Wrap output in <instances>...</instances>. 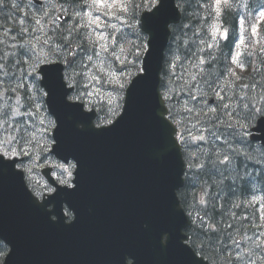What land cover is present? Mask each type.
<instances>
[{
	"label": "clouds",
	"instance_id": "obj_1",
	"mask_svg": "<svg viewBox=\"0 0 264 264\" xmlns=\"http://www.w3.org/2000/svg\"><path fill=\"white\" fill-rule=\"evenodd\" d=\"M188 0H172L173 7L176 9L177 15L179 11H182V5L187 3ZM5 3H10L14 12H21L24 9L16 2V0H0V8ZM165 3V0H130L126 7L120 9L119 5L105 4L102 7L98 5L97 0H82L81 4H77L75 7L79 9L83 4H87L91 11L102 12L105 16L115 15V11L119 10L122 14L127 15V19L122 27H126L130 31L124 35L125 47L117 46V51L109 52L108 48L101 44L100 52L96 55V60L101 63L105 62V54L107 53V60L110 61L112 56H116V59L121 64L126 65L127 75H123V83L117 80L116 83L120 84V87L116 89V94L105 98L106 103L101 106L94 103V98L91 94L81 91L77 84L74 74L63 73L61 67L57 69L60 75V80L64 84L65 89L73 90V86L76 85L77 96L73 97L70 92L66 95L67 102L82 106V111L93 115L92 125L96 129H101L106 126H112L117 122L118 118L122 116L125 111L127 97L130 88L134 81L137 80L142 74L147 75L146 58L149 56V42L153 41V33L145 29V16L146 14L155 15ZM43 6L41 7V18L49 16L52 10L64 11L67 13V9L60 7L55 3V0H43ZM147 6L150 10L144 14L143 27L137 24L136 16L141 10ZM180 6V7H178ZM209 9V15L212 14L211 10L213 4L209 3L206 6ZM224 7L230 11H235L238 15H242L247 22H253L259 17L264 16V0H227ZM24 8L28 10L27 14L32 15L33 19H37L33 14V0H27ZM90 12L75 11L74 16H79L84 20V27H89L88 18L91 15ZM58 15L49 16L48 23L55 24L59 27ZM117 22L120 21L121 15H115ZM92 21H97L93 19ZM95 24V23H93ZM171 20L166 24L167 41L162 50V62L165 57L168 56L167 44L169 39V28ZM19 32L12 34L9 27L4 25L3 31H0V128H7L9 134L4 136L0 140V162H14V170L23 173V180L26 187L30 190L31 194L37 199L38 202H43L47 196H52L51 186L47 181L41 180L39 185L34 180L33 172L37 168V160L35 157L40 153L50 155L52 163L50 164L48 174L51 178L52 184H55L59 189L66 186L69 189L75 188L74 180L76 179V173L78 170V161L72 157H63L55 151V147L58 144V140L55 136V132L59 126V119L57 115L51 110L50 104V90L48 89L45 81L48 75V67H45L44 71L40 70V65L48 64L49 66L59 65L52 64V57H58L62 62L67 59L69 55H74L72 52H68L63 49L62 45L55 43L52 38L45 39L47 32L45 31V25H42L39 20L33 27V32L28 33L30 25L25 24L23 19L18 20ZM106 27L116 28V24H108ZM71 30L76 32L77 29L68 25L64 31ZM27 33V35H25ZM71 34V33H70ZM87 35V33H85ZM134 36V39L131 38ZM64 42L72 47L73 44L68 40V37H63ZM187 41H185L186 43ZM152 47V43H151ZM22 51V55L20 52ZM264 51V48L261 49ZM252 56L250 62L251 70L244 69L238 75H235V80L223 79L221 83L227 88L228 95H236L239 93V101L233 102V108L231 111H237V116L232 117L230 112H224L225 119L222 123L226 126V138L223 144H218L220 136L216 132L205 138L207 144L205 146L198 147L196 151L190 149L191 137L190 133H186L183 137L178 138L176 136V127L183 126L185 129L190 123L188 117L199 123L201 120L210 119L208 113L210 107H206V98L209 95H215V89L212 88L210 92L204 91L203 88H191L190 81L196 80L195 75L189 74L188 77L183 78V82L180 83L177 80H170L165 90L162 92L161 83L158 77L157 97L158 104L160 105V114L162 119L166 122V126L169 129L170 136L174 142L173 146L178 149L179 155L183 164V170L180 177L181 183L175 190V196L177 189L185 184H195L196 191L192 193V201L178 199V208L184 213L186 218V224L181 229V234L185 237V228L189 227V217L192 216V209L198 208L201 212H206L208 209L218 206V201L223 200L228 194L229 187L240 188L244 185L247 186L249 191L258 195V201L264 203V142H255L251 139L250 129L257 121L260 122L264 117V73L260 74V78L257 83H248L247 81L254 80V72H258V65L264 64V56H261L257 52H250ZM132 57V58H129ZM88 60H93L92 55L87 56ZM176 60H179V56H175ZM23 63L26 65L24 71L28 73H35L33 81H29L27 77L21 80L24 75V71L17 68V64ZM60 66V65H59ZM95 66V65H94ZM111 67L112 65L109 64ZM230 69V66H229ZM103 71V68L100 69ZM142 73V74H141ZM228 76H233L231 70H228ZM235 81H242V87L247 91L241 92L239 89L233 92L236 88ZM207 83V81H205ZM28 85L25 88V85ZM211 88V85H209ZM185 92L187 93V99L177 105L173 102V95ZM14 94V95H10ZM201 97V99H197ZM43 105L46 112H50V116L47 117V123L45 125L44 133L41 134V139L44 143L40 149V153H37L35 149H30L33 158L26 164V170H21L17 166V161L11 157L18 154H24V150L21 149L20 153L14 151V149L21 143L17 139L16 130L12 128V124L20 117H27L35 115L39 117L40 113L37 109ZM29 108L30 111H24L25 108ZM228 105H223V108H227ZM96 108V111H93ZM187 113V115H184ZM177 116L180 119H177ZM28 123V121H25ZM43 124L44 122L41 121ZM81 128L83 124L79 125ZM35 127V123H33ZM195 127V125H193ZM215 128V125H210ZM260 131H264L261 130ZM36 137L31 133H28L24 142L31 145ZM39 143V141H36ZM193 157L197 158L198 163L193 165L191 160ZM58 158V159H57ZM61 161H67L66 167ZM186 161L189 163V169L196 168V172L186 171ZM57 193V192H56ZM55 193V194H56ZM249 204L252 201H248ZM55 207L54 204H50ZM49 207V210L52 208ZM68 209V211H66ZM64 214L67 217V223H71L76 219V214L67 203L63 205ZM186 212L189 213L186 216ZM53 220H56L55 215L52 216ZM195 227L192 229V237L190 242L186 239H182V244L185 245L190 253L193 255V264H205V257L208 264H264V230H261L259 224L254 221L253 226L260 232L257 236L256 232H250L248 226L241 225L243 234L237 231L235 234L227 233L226 229L222 230L219 226L215 229L211 223H206L204 220L193 219ZM238 221H233L237 223ZM212 231L220 233L221 237L227 239L232 244L231 254L227 253L224 249L226 245L221 240L210 242L208 234ZM169 239L168 234L163 236V243H167ZM241 242H243L241 244ZM12 246L4 239L0 238V264H8V258L12 252ZM125 264H136L133 257H126Z\"/></svg>",
	"mask_w": 264,
	"mask_h": 264
},
{
	"label": "water",
	"instance_id": "obj_2",
	"mask_svg": "<svg viewBox=\"0 0 264 264\" xmlns=\"http://www.w3.org/2000/svg\"><path fill=\"white\" fill-rule=\"evenodd\" d=\"M179 19L172 0H165L155 15L146 14L145 29L153 33L147 73L160 70L166 24ZM138 78L122 116L112 126L96 129L92 114L66 101L70 89L59 72L48 71L45 83L59 119L54 150L78 161L76 187L59 188L38 202L23 173L14 170L15 161L0 162V236L13 249L8 264H125L126 257L136 264H193L182 244L186 218L175 196L183 164L160 114L158 76ZM260 129L264 117L254 127L259 133L252 135L264 142ZM64 203L76 214L71 223ZM50 204L55 205L51 210Z\"/></svg>",
	"mask_w": 264,
	"mask_h": 264
},
{
	"label": "trees",
	"instance_id": "obj_3",
	"mask_svg": "<svg viewBox=\"0 0 264 264\" xmlns=\"http://www.w3.org/2000/svg\"><path fill=\"white\" fill-rule=\"evenodd\" d=\"M61 3L66 7L67 12H71V15L76 11V5L81 4L82 0H60ZM121 3L124 4V7L130 2V0H120ZM209 3L213 4V0H188L187 3L182 5L183 12V20L181 24L177 25L173 29V36L171 39V44L167 50L168 59L171 58V54L177 55L180 57L179 60H175L173 62V66L180 73L184 67V64H187L189 67H193V72L196 76V80L190 81L191 88H203L204 91L210 92L212 88L215 89L216 96L218 97L216 104L214 106L208 105L206 98V107L205 111L207 112V108L217 109L216 112H209L208 117L210 119L201 120L199 123H196L195 120L189 116L188 119L190 123H188L187 129L183 126H180V134L184 136L186 133H190L191 137L204 135L208 137L212 134V132H216L217 135L220 136V140L217 141L218 144H223L224 139L226 138V126L222 123L225 119L223 113L230 112L232 117L237 116V111H231L233 108V102L239 101L240 95L237 93L236 95H228L227 88L221 83L223 79L235 80V75L229 77L228 70H231L232 73L235 72L239 74L244 69L251 70L250 62L252 60V56L249 55L250 52H257L261 56H264V51H261L264 48V44L253 45L252 36L247 34L249 40H247L245 46L243 47V54L239 58L236 63H232L230 61L231 51L233 47V43L237 37V27H236V18L237 13L235 11H230L226 9L224 6L222 7L221 13L219 15V21L224 31L227 32V36L224 39H220V42L216 46H210L209 40H211L212 36V22L214 21V9L212 8V14L209 15V9L206 7ZM7 7H10V3H7ZM74 16V15H73ZM16 25L17 17L15 18ZM26 24V23H25ZM28 25V24H27ZM68 25H72V27L76 28V32L64 31ZM17 27V26H16ZM29 27L28 29H31ZM59 38L62 40L64 44L63 37H68L70 42L72 39H77L83 33V29H78L74 20L64 24L63 28L59 29ZM71 33V34H70ZM56 34V33H55ZM52 38L55 40V43L61 45L58 42V39ZM185 41H187L185 43ZM172 47H175L172 49ZM166 59V65L168 64ZM239 64H243L244 68H240ZM165 65V67H166ZM230 66V69H229ZM168 68V65H167ZM264 73V64L258 65V72H254L253 75L255 77L254 80L247 81L248 83H257L260 74ZM185 78L189 75H184ZM207 81V83H205ZM123 82H120L122 84ZM120 84H116L114 86L115 89L120 87ZM211 85V88L209 87ZM236 88L233 89V92H236L239 89L241 92L247 91V89L242 87V81H235ZM184 93V99H187V93ZM218 93V95H217ZM183 99V100H184ZM197 99H201V97H197ZM104 101V99L102 100ZM102 101L98 102L101 103ZM181 101H174L175 104L179 105ZM227 104V108H223V105ZM103 109V107H102ZM102 111V110H101ZM187 115V113H184ZM177 119H180L177 116ZM195 125V127H193ZM210 125H215V128L210 127ZM207 144V140H191L190 149L192 151H196L198 147L205 146ZM197 158L193 157L191 160V164H197ZM189 164V163H188ZM196 172L198 169L191 168L187 171ZM187 186L181 191L180 195L182 198V202L184 200L192 201V193L195 192L196 185L195 184H186ZM257 196V194H253L249 191L246 185L240 188L229 187L227 196L224 197L223 200L218 201V206L208 209L206 212H201L198 208H193L192 216L196 214H202L203 219H195L197 221L204 220L206 223L209 222V218H211V223L213 224V228L220 227L222 230L227 231V233L235 234L237 231H242L241 225L248 226V228L253 227V221L257 222L260 219V215L256 210L257 206H255V202L253 198ZM253 197V198H252ZM248 201H252L251 204ZM191 216V217H192ZM233 221H238L237 223H233ZM195 227L194 222L187 228V232L189 234L190 240L192 237V229ZM208 239L210 242H215L216 240H221L225 245V251L228 249V240L221 237L220 233L216 231H212L208 234Z\"/></svg>",
	"mask_w": 264,
	"mask_h": 264
},
{
	"label": "snow or ice",
	"instance_id": "obj_4",
	"mask_svg": "<svg viewBox=\"0 0 264 264\" xmlns=\"http://www.w3.org/2000/svg\"><path fill=\"white\" fill-rule=\"evenodd\" d=\"M221 3H223V4L227 3V0H217V11H219V8H220ZM262 18H264V16H262ZM91 22H92V23H97V21H91ZM252 31H253V33H255V32L257 31V29H256L255 26H253ZM223 34H224L225 36H227V32H226V31H225ZM97 39H99V40H103L104 37H103V36H98ZM243 43H244V41L241 40V44H243ZM237 55H239V53H237ZM239 67H240V68H244V65H243V64H239ZM48 71H49V72H55V71H57V69H55V68H51V69H49ZM233 75H238V74L235 73V72H233ZM217 95H218V93H217ZM216 111H217V109H214V108H211V109H210V112H216ZM192 138H193L194 140H201V141H203V140H205L206 137H205L204 135H198V136H194V137H192Z\"/></svg>",
	"mask_w": 264,
	"mask_h": 264
},
{
	"label": "rangeland",
	"instance_id": "obj_5",
	"mask_svg": "<svg viewBox=\"0 0 264 264\" xmlns=\"http://www.w3.org/2000/svg\"><path fill=\"white\" fill-rule=\"evenodd\" d=\"M97 18H99V17L97 16ZM95 93H97V91L92 92V94H95ZM3 131H5L4 128H0V140H2L4 136H7V134L3 133Z\"/></svg>",
	"mask_w": 264,
	"mask_h": 264
},
{
	"label": "bare ground",
	"instance_id": "obj_6",
	"mask_svg": "<svg viewBox=\"0 0 264 264\" xmlns=\"http://www.w3.org/2000/svg\"><path fill=\"white\" fill-rule=\"evenodd\" d=\"M70 122H74V121L70 120Z\"/></svg>",
	"mask_w": 264,
	"mask_h": 264
}]
</instances>
